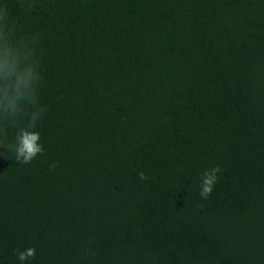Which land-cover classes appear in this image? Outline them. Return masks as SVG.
<instances>
[{
    "label": "trees",
    "instance_id": "16d2710c",
    "mask_svg": "<svg viewBox=\"0 0 264 264\" xmlns=\"http://www.w3.org/2000/svg\"><path fill=\"white\" fill-rule=\"evenodd\" d=\"M0 11L38 61L44 149L11 148L31 106L0 129V264H264V0Z\"/></svg>",
    "mask_w": 264,
    "mask_h": 264
},
{
    "label": "clouds",
    "instance_id": "9594fccd",
    "mask_svg": "<svg viewBox=\"0 0 264 264\" xmlns=\"http://www.w3.org/2000/svg\"><path fill=\"white\" fill-rule=\"evenodd\" d=\"M40 83L38 61L31 48L22 40L15 38L13 29L8 26L7 15L0 11V129L14 126L26 107L31 106L27 127L19 128L15 137V146L11 147L15 160L28 164L44 149L39 143L40 133L34 131L41 118V108L37 107V92ZM56 165L53 164L54 168ZM219 166L205 171L201 178L200 195L208 198L218 180ZM139 179L145 180L144 172L139 173ZM35 248H28L18 253V259L23 262L35 257Z\"/></svg>",
    "mask_w": 264,
    "mask_h": 264
}]
</instances>
